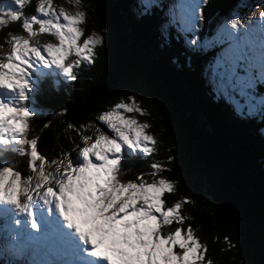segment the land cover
I'll return each instance as SVG.
<instances>
[{"label": "snow or ice", "instance_id": "obj_1", "mask_svg": "<svg viewBox=\"0 0 264 264\" xmlns=\"http://www.w3.org/2000/svg\"><path fill=\"white\" fill-rule=\"evenodd\" d=\"M29 2L10 0L0 6V25L20 22L21 27V32L7 34L8 49L0 56V255L10 253L14 259L9 264H213L182 214L190 201L168 204L164 197L175 191L174 182L145 179L156 177L162 165L153 163L151 172L121 179L125 156H149L157 144L148 123L127 115H143L134 96L101 110L95 122L68 124L79 136L72 151L51 160L38 151V139L29 135L36 97L44 94L46 84L75 82V69L93 62L102 37L92 34L81 43L84 11L38 0L36 14L26 15ZM206 4L180 0L172 23L191 51L219 46L209 64L211 91L241 115L251 114L254 89L264 83V12L230 17L202 43ZM150 7L151 0H145V15ZM45 34L49 39L42 43ZM161 34L167 39L163 28ZM73 55L77 59H70ZM89 129H94L91 135ZM10 154L28 158L27 175L9 163Z\"/></svg>", "mask_w": 264, "mask_h": 264}, {"label": "trees", "instance_id": "obj_2", "mask_svg": "<svg viewBox=\"0 0 264 264\" xmlns=\"http://www.w3.org/2000/svg\"><path fill=\"white\" fill-rule=\"evenodd\" d=\"M169 1H157L145 15L140 0H81L86 34L98 32L102 44L93 62L80 66L75 82L60 79L45 85L44 94L36 97L29 135L38 139L42 155L58 158L79 142L68 124L95 122L101 110L133 95L157 144L149 156H125L121 179L149 173L153 163L162 165L156 177L145 179L174 182L175 191L164 197L168 204L190 201L181 211L207 246L206 260L264 264V115L237 114L228 100L211 91L206 67L219 48L211 49L213 55L188 50L185 36L172 23ZM258 1L208 0L200 41L212 39L216 26L240 5L239 15L244 16ZM36 2L30 0L26 15L33 13ZM53 4L65 6L66 0ZM9 32H21L20 22L0 25V56L8 49ZM137 89L144 94L134 93ZM253 94L262 103L264 83ZM8 159L22 175L29 173L27 157L10 154ZM13 259L10 253L0 255L3 264Z\"/></svg>", "mask_w": 264, "mask_h": 264}, {"label": "rangeland", "instance_id": "obj_3", "mask_svg": "<svg viewBox=\"0 0 264 264\" xmlns=\"http://www.w3.org/2000/svg\"><path fill=\"white\" fill-rule=\"evenodd\" d=\"M157 1H159V0H151V7H152L155 3H157ZM207 1H208V0H207ZM9 2H10V0H0V6L7 5ZM144 2H145V0H140V3H141L142 5L144 4ZM179 2H180V0H170V1L167 3V6H168V9H169V12H170L171 16H172V10H173V8H174ZM36 3L38 4V0H37ZM28 4H29V3H28ZM28 4H26V5L24 6V9H23L24 12H25V10H26ZM262 5H264V0H259L258 2L254 3L252 6H250V7L247 9V11H246V13L244 14V16H242V17H248L249 15H251V13H252L253 11L256 13L257 16H259V14H260L261 12H264V6H262ZM36 6H37V5H36ZM61 7H64L66 10L71 11V12L83 11V10H82V5H81V3H80V4L70 3L69 0H66V5H65V6H61ZM151 7H150V8H151ZM204 7H205V6H204ZM35 9H36V7L34 8L33 13L30 14V15L36 14ZM203 9H204V8H203ZM241 9H243V5H240L239 9H238L237 11L233 12V13L230 15V17L236 16L237 14L241 13V12H242ZM25 14H26V13H25ZM230 17H229V18H230ZM226 19H228V18H226ZM226 19H223L222 22H221L220 24H222ZM85 26H86V23L83 24V26H82L83 29H84V33H83V36L81 37V43H82L83 39H85L86 37H88L89 35H92V34H96V35H99V36L101 37V35H100L98 32H96V31H91V32H89L88 34H86V27H85ZM34 27H36V26H34ZM175 30H176V32H177V27H176ZM199 33H200V29H199ZM180 35H184V34H180ZM48 39H49V37L45 34L44 36L41 37V42L43 43V42H45V41L48 40ZM209 40H210V39H209ZM101 44H102V43H100L99 45L95 46V48L93 49V53H92V57H91V59L94 58L95 53L97 52V49L101 46ZM184 45H185V47H186L188 50H191L190 47L186 44V40H185V39H184ZM217 48H219V46H217ZM202 49L205 50V51H207V52L209 53V55L216 54L215 51L211 52V49H212V48H202ZM219 50H220V49H219ZM219 50L217 51V53L219 52ZM6 52H7V51H6ZM4 55H5V54H4ZM1 56H2V55H1ZM70 59H77V58L73 55V56L70 57ZM82 64H88V63H82ZM82 64H81V65H82ZM79 68H80V67H79ZM79 68H78V69H79ZM78 69H75V72H77ZM206 71H207V73H206V80L208 81V83H211V71H210L209 67H208V68L206 67ZM211 85H212V84H211ZM134 93H140L139 89L135 90ZM143 94H144V93H140L141 96H142ZM129 95H130V94H129ZM129 95H128V96H129ZM128 96H127V97H128ZM132 96H133V95H132ZM237 99L240 100L241 103H246V101H245L244 99H242L241 97H239V96H237ZM258 99H259V98H257V97L253 94V100H252V102L255 104V107L253 108L251 114H252V113H256V112H257V113H260L259 110H260V108H261V104H262V103H260V100H258ZM135 100H136V99H135ZM126 102H127V101H126ZM136 102H137L138 105L141 107L140 102L137 101V100H136ZM233 108H234V107H233ZM234 109H235V108H234ZM235 111H236V110H235ZM245 112L247 113V109H245ZM236 113L238 114L239 112L236 111ZM127 115H129V116L135 115L139 122H146V120L144 119V110H143V115H140V114H132V113H129V114H127ZM143 119H144L145 121H144ZM146 123H148V122H146ZM148 124H149V123H148ZM149 131H150V128H149ZM91 132L93 133L94 130L89 129V130L87 131V134L91 135ZM150 132H151V131H150ZM16 155H17V154H16ZM157 180H159V178H157Z\"/></svg>", "mask_w": 264, "mask_h": 264}]
</instances>
